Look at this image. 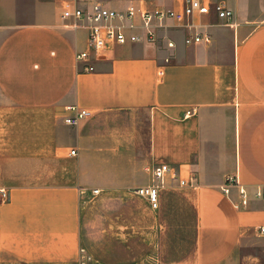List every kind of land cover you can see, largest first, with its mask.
<instances>
[{"label": "crops", "instance_id": "1", "mask_svg": "<svg viewBox=\"0 0 264 264\" xmlns=\"http://www.w3.org/2000/svg\"><path fill=\"white\" fill-rule=\"evenodd\" d=\"M209 1L234 12L193 19L210 43L168 22L155 43L93 54L87 73L89 23L63 19L66 4L175 0H0V264H264V0ZM71 106L91 117L68 126ZM161 165L195 186H161ZM151 185L158 209L135 193Z\"/></svg>", "mask_w": 264, "mask_h": 264}, {"label": "built area", "instance_id": "2", "mask_svg": "<svg viewBox=\"0 0 264 264\" xmlns=\"http://www.w3.org/2000/svg\"><path fill=\"white\" fill-rule=\"evenodd\" d=\"M178 8L152 10H138L135 7H129L126 11L117 12L101 5H95L91 10H84L76 5L66 4L63 9L62 18L65 20H86L89 23L88 31V50L76 53V61L78 63H86L85 72H94V67L90 64L93 54L102 53L109 45H127L138 42L155 43L159 40L158 31L168 28L167 23L172 22L178 29L187 32L185 38L186 45L192 44H208L210 36L201 33H193L197 27L193 23L196 16H206L214 13L221 21L233 19L234 12L228 9L222 3H212L209 0H175ZM140 19V23H135L136 19ZM116 22H122L120 24ZM140 31V33L138 32ZM169 48H173L172 42L168 43ZM68 112L65 123L70 127L77 126L83 120L91 117L90 111L81 109L77 106H71L66 109ZM193 116L192 112H187L186 117ZM72 155L75 152L72 151ZM155 181L161 186L165 185L168 178L172 185L178 184L180 187H194L195 177L193 176L189 182L181 180L176 173L167 165H161L152 169ZM232 186L240 188L242 198V206L248 201L246 190L240 186L236 178H227L226 186L223 191L228 192ZM159 189L158 185L140 187L135 193L149 200L153 209L159 207ZM98 191H95L97 193ZM254 196L258 200L264 201V186L255 190ZM0 198L6 201L8 194L6 190L0 189ZM260 235H264V227L258 229ZM84 251H81L83 253ZM79 264H99L91 257H84Z\"/></svg>", "mask_w": 264, "mask_h": 264}]
</instances>
